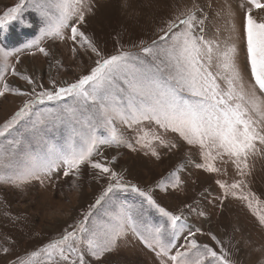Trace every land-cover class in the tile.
I'll return each mask as SVG.
<instances>
[{"label": "snow or ice", "instance_id": "snow-or-ice-1", "mask_svg": "<svg viewBox=\"0 0 264 264\" xmlns=\"http://www.w3.org/2000/svg\"><path fill=\"white\" fill-rule=\"evenodd\" d=\"M27 2L19 0L0 15V30L6 31L12 21L24 24L23 9ZM248 4L250 7L243 17L245 62L242 70L234 44L222 48L218 42L205 37L206 17L197 15L202 9L196 3L178 10L174 18L166 21L158 40L141 41L134 45L138 49L135 52L121 48L105 54L82 30L86 13L91 10L85 8V0H37V10L46 27L41 29L40 39L27 47L47 57L49 50L41 46L45 38L70 39L74 45L72 53H90L95 57L94 66L72 82L51 81V89L18 73L15 67H11V74L31 85L30 90L10 87L0 77V97L9 93L28 97L0 125V137L7 140L11 131L24 121L20 125L24 132L18 138L7 141V146L0 142V167H7L19 154L18 148L46 130L60 126L70 130L64 145H47L46 163L36 161L4 182L19 187L60 168L65 177L74 175L79 179L81 166L87 164L107 180V185L83 213V219L70 226L71 231L65 229L59 239L33 251L19 264H33L37 258L44 257L48 264H56L54 257L62 264H91L89 257L101 260L129 232L155 254L159 264H230L228 251L214 234L208 233L219 252L197 240L198 234L204 235L200 228H189L181 222V215L161 207L149 191L126 182L122 174L93 157L103 155L99 152L100 145L133 147L117 130V121L129 129L152 123L164 134L174 133L188 146L198 148L204 163L197 166L207 173H219L221 169L215 162L227 157L241 179L231 184L219 180L217 183L225 198L239 199L251 209L256 197L244 191L247 186L243 177L248 174L250 156L264 152V22H258L253 13L264 11V0H248ZM68 29L70 36L65 35ZM0 53L5 59L10 55L4 49ZM245 73L250 83H246ZM45 102H55L57 107L33 111L35 105ZM101 128L109 132L107 138L97 135ZM140 131L143 135L138 133L136 142L154 157L158 158V153L153 144L168 149L178 147L164 134L149 135L143 128ZM181 184L180 176L173 173L168 187L180 189ZM116 191L138 194L148 208L164 218L163 222L153 224L146 216L144 203L140 207L121 203L103 221L92 223L94 210L101 208L106 198L111 199L110 194ZM258 219L264 226V215ZM180 231L186 234L183 244L178 245L174 241Z\"/></svg>", "mask_w": 264, "mask_h": 264}, {"label": "rangeland", "instance_id": "rangeland-1", "mask_svg": "<svg viewBox=\"0 0 264 264\" xmlns=\"http://www.w3.org/2000/svg\"><path fill=\"white\" fill-rule=\"evenodd\" d=\"M18 2L0 0V15ZM193 3L202 9L197 15L206 17L205 37L218 42L222 48L234 44L237 63L243 70V17L250 7L248 0H85V8L90 7L91 10L86 13V24L82 30L105 54L115 53L121 48L135 52L138 49L134 45L141 41L151 43L154 39L158 40L160 28L165 22L174 18L178 10L191 7ZM253 14L258 22H264V11H254ZM23 19L24 24L12 21L6 31L0 30V49L10 53L6 59L0 53V77L10 87L21 90L31 88L19 76L11 74V67H15L22 75L32 77L38 85L51 89V81L57 84L72 82L94 66L95 57L90 53H72L74 45L70 39L60 41L45 38L41 46L49 50L50 55L47 57L35 48L27 47L40 39L41 29L46 27L37 10V0H28L23 9ZM65 35L70 36V29L65 31ZM245 81L250 83L247 73ZM27 99L10 93L0 97V125L9 120ZM56 107L55 102H45L43 105H35L33 111ZM23 123L21 121L11 131L7 140L0 137V142L7 146V141L18 138L19 133L24 132L20 126ZM115 126L133 147L100 145L99 152L103 155L94 156L93 160L107 163L114 171L122 174L126 182L149 191L161 207L174 215H181V222L189 228H200L204 235L198 234L197 240L219 252V247L208 235L214 234L228 251L230 264H264V226L259 224L258 219L264 215V152L250 156L248 174L243 177L247 186L244 191L256 197L249 209L246 202L231 196L225 198L217 183L219 180L231 184L241 179L227 157L216 160V167L221 169L219 173H207L197 166L204 163L199 149L188 146L176 134H164L155 124L148 122L134 129H129L119 121ZM141 128L149 135H166L178 147L168 149L153 144L158 158L152 156L136 142L138 133L143 135ZM69 134L70 130L64 126L46 130L41 136L32 138L30 143L18 148L19 154L7 167H0V264H19L27 260L33 251L59 239L65 229L71 231L70 226L83 219V213L88 211L89 205L95 202L106 187L107 180L87 164L81 166L79 179L74 175L65 177L63 168H60L19 187L4 182L9 177L15 178L36 161L46 163L47 145H64ZM97 135L107 138L109 132L101 128ZM173 173L181 178L180 189L168 187ZM110 197L106 198L101 208L94 210L92 223L103 221L121 203L135 207L144 203L142 197L130 191H116ZM144 208L147 218L153 224L163 222L164 218L154 209L148 208L146 203ZM185 234L186 231H180L174 242L183 244ZM53 259L56 264H62L56 257ZM89 259L91 264H159L155 254L145 248L131 232L101 260ZM33 264H48V261L46 257L37 258Z\"/></svg>", "mask_w": 264, "mask_h": 264}]
</instances>
